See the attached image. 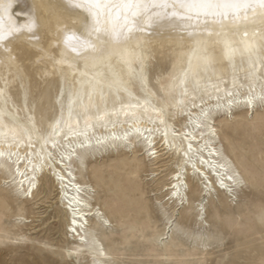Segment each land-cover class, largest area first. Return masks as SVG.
I'll list each match as a JSON object with an SVG mask.
<instances>
[{
	"label": "snow or ice",
	"instance_id": "snow-or-ice-1",
	"mask_svg": "<svg viewBox=\"0 0 264 264\" xmlns=\"http://www.w3.org/2000/svg\"><path fill=\"white\" fill-rule=\"evenodd\" d=\"M154 45L167 50L171 70L154 62ZM229 83L232 90L222 91L221 84ZM241 90L246 106L261 111L264 136V0H0V174L17 200L38 197L48 173L66 195L65 175L71 177L72 164L93 147L97 129L111 126L104 139L115 144L139 140L146 163L163 171L159 162L164 161L175 173V182L167 181L170 194L160 185L168 199L156 196L150 202V213L160 221L150 237L167 244L169 236L180 233L190 246L195 242L204 250L218 238L214 229L237 223L238 210L248 212L258 215L262 228L259 249L243 264H264V203L258 209L242 205L233 195L241 183L239 173L227 161L214 164L204 158L205 149L209 156L214 152L208 142L212 137L203 136L211 132L213 112L221 106L230 109ZM222 95L227 99L222 101ZM178 114H185L193 132L173 128L169 139L168 122ZM155 132H161L159 146ZM193 133L200 135L199 142ZM189 164L199 181L193 185L199 201L195 227L177 216L190 207L181 193L188 188L182 177ZM198 165L213 168L212 184L224 189L223 196ZM67 207L71 218L65 236L87 245L92 264H130L115 258L102 237L84 232L83 213L91 210L87 205L73 198ZM96 216L106 230L113 228L106 211L97 208ZM18 217L22 220L23 214ZM13 237L22 239L18 233L0 234L3 240ZM39 247L63 255L65 245L53 235Z\"/></svg>",
	"mask_w": 264,
	"mask_h": 264
},
{
	"label": "rangeland",
	"instance_id": "rangeland-1",
	"mask_svg": "<svg viewBox=\"0 0 264 264\" xmlns=\"http://www.w3.org/2000/svg\"><path fill=\"white\" fill-rule=\"evenodd\" d=\"M154 48V62L158 66L168 65L171 70L167 50L155 45ZM260 117L261 111L257 109L250 112L235 109L228 116L218 115L215 121L221 136L220 148L234 161L242 175L241 186L235 189L233 195L245 207L255 209L264 203V156L261 153L264 136L260 131ZM178 124L181 125V122ZM136 148H140L139 143ZM147 161L146 153L141 150L136 153L114 151L105 155H89L74 169L79 180L93 185L88 198L90 203L112 217L113 228L107 230L98 218L89 217L87 233L102 237V242L112 250L115 258L130 264L133 261L161 259H206L210 262L223 259L243 264L250 258L253 249H259L262 226L258 215L239 210L237 223L223 224L214 229L218 238L213 239L204 250L195 242L190 246L180 233L169 236L167 244L150 237L148 232L158 228L160 221L150 213L149 205L154 197L164 196L160 185L169 192L167 181L171 179L172 171L164 161L159 162L163 171ZM51 178L42 185L38 197L25 202L23 197L17 200L11 187H5L0 174V234L18 233L22 237L19 240L15 237L0 239V264H63L64 261L92 264L88 248L72 234L65 236L70 216L66 212L60 187ZM194 184L199 182H190L187 202L190 207L184 214L177 213V216L195 227L199 201L195 199L196 193H191ZM216 192L220 196L225 194L224 190ZM164 198L168 199L167 196ZM19 213L23 214L22 220L18 217ZM49 220L53 223L49 224ZM142 225L148 227H138ZM53 235L65 245L63 255L39 247L40 242Z\"/></svg>",
	"mask_w": 264,
	"mask_h": 264
},
{
	"label": "bare ground",
	"instance_id": "bare-ground-1",
	"mask_svg": "<svg viewBox=\"0 0 264 264\" xmlns=\"http://www.w3.org/2000/svg\"><path fill=\"white\" fill-rule=\"evenodd\" d=\"M225 87H227V89L229 91L232 90L230 83L227 84V85L221 84V90L222 91L225 89ZM153 90L155 91V89H153ZM221 99L223 101V100H226L227 97L222 95ZM245 99L246 98L242 94V90L241 91H237L236 94H235V99L233 101H231V108L230 109H225L223 106H221L218 109H216L213 112V119L210 122L211 123V132L205 130V132L203 133V136H204L205 139H207L208 136L212 137L211 140L208 141V142H209L211 148L214 149V152H213V154L211 156H209L208 150L205 149L204 150V158L206 160H208L210 163H214V164H220V163H223V162L227 161V165L230 166L232 168V170H234L237 173H239V169L236 166V164L234 163V161L229 157L228 154L223 152L221 150V148H220V137L221 136H220L219 129L215 125V121H216V117L218 115H227L228 116L229 113L233 114V111L235 109L238 110V111H244V110H246L248 112L253 111L254 108H252L250 106H246ZM213 103H215V101H213ZM178 122H181V125L178 124V126H177L176 124ZM110 127L111 126H109L108 129H97L96 130L95 137L93 138V142H92L93 143V147L88 152H85L81 156L80 161H78L77 163L72 164L71 168L69 169L71 171V177H68L67 175H65L64 183L67 186V194L65 195L64 193H62L60 191V193H62L63 198H64V202L63 203L65 205L66 212L68 213L70 218H71V209L68 208L67 205H68V201L72 200L73 198H75L76 200H79L81 206L87 205V207L91 209L90 211H85L83 213V221H84L83 229H84L85 233H87V228H88V224H89V221H90L89 217L92 216L93 218H95V219L98 218L99 220H100V218L96 216L97 207L95 205L91 204L90 201L88 200V198H89V196L91 194L90 190H91V187L93 185L87 183V181L79 180L78 176L76 175V173L74 171L75 166L78 163H81V164L84 163L85 158L88 157L89 155H92V154H94V155H98V154L99 155H105V154H110V152H114V151H117V152L118 151L134 152V153H136L138 150H141V151L145 152L144 146H143L142 142L139 141V140L133 141L130 144H123V143L115 144V143H111V142L107 141L106 139H104L105 137H107ZM173 128L179 129L183 133L193 132L191 125L188 124V121L185 119V114L175 115L171 120H169V122H168V131L170 133L169 139L172 138L171 137V132H172ZM160 135H161V132H155L154 133V138H155V142L157 143V146H159V144L161 143ZM193 135H196V133H193ZM96 138H101V142L97 144L95 142ZM199 140H200V135H196V142H199ZM196 142H193L194 143L193 152L196 151V149H195V143ZM138 143L140 145V148H136V145ZM186 143H187V141H185V144ZM146 156H147V154H146ZM193 162H195V161H193ZM198 167H200L201 171L205 175L208 176L209 183L213 187V189H215L216 191L217 190L218 191L219 190H224V189L220 188L218 183L212 184V181L216 180V175H217V173L213 170V168L208 167L207 165H204V166L198 165ZM21 171H23V169H21ZM45 171L47 172V169ZM239 175H240V178H242L241 173H239ZM50 178H51V180H53L54 183H57L58 187H61L59 182L52 176V174L48 173L46 181H49ZM174 178H175V173L171 172V180H173V182H175ZM9 179H11V178L9 177ZM21 179H22V177H20L19 175L16 176V181L17 182H19ZM182 179L185 180V182L187 183L188 188L190 187V182L195 180L194 177H193V172L191 170V164H189V166H188L187 176L186 177H182ZM24 182H25V184L27 183L26 180ZM240 186H241V183L238 184L235 189H238ZM201 187H202V185H201ZM188 188H187V191H185L184 189H181V193L183 195H185V197H186V202L189 201V190H188ZM77 189H79V191H77ZM167 189H169V194H170L171 186L169 185L167 187ZM193 192L194 191L192 190L191 193L193 194ZM77 240L80 241L81 245L87 247V245L84 242H82L79 237H77ZM91 261H92V259H91Z\"/></svg>",
	"mask_w": 264,
	"mask_h": 264
}]
</instances>
